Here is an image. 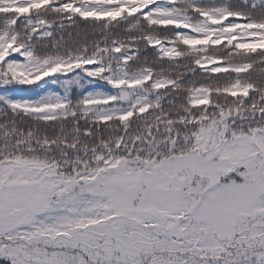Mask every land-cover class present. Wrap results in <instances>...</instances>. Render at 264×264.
<instances>
[{
	"label": "snow or ice",
	"instance_id": "6c2138e0",
	"mask_svg": "<svg viewBox=\"0 0 264 264\" xmlns=\"http://www.w3.org/2000/svg\"><path fill=\"white\" fill-rule=\"evenodd\" d=\"M0 264H264V0H0Z\"/></svg>",
	"mask_w": 264,
	"mask_h": 264
}]
</instances>
